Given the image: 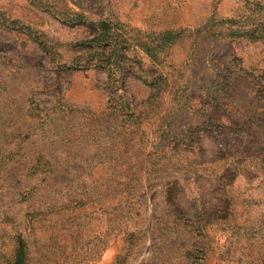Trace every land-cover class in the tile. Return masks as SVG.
<instances>
[{"label": "rangeland", "instance_id": "rangeland-1", "mask_svg": "<svg viewBox=\"0 0 264 264\" xmlns=\"http://www.w3.org/2000/svg\"><path fill=\"white\" fill-rule=\"evenodd\" d=\"M19 234L26 264H264V0H0V264Z\"/></svg>", "mask_w": 264, "mask_h": 264}, {"label": "trees", "instance_id": "trees-1", "mask_svg": "<svg viewBox=\"0 0 264 264\" xmlns=\"http://www.w3.org/2000/svg\"><path fill=\"white\" fill-rule=\"evenodd\" d=\"M102 28L107 29L108 25L102 24ZM57 211L53 207L48 208L46 210L38 211L37 213H31L28 215L31 219L29 221L30 225H33V230L35 228V225H40L42 227L50 228L51 230L56 228V221H57ZM16 253L14 255V260L11 264H26V247L27 243L24 239V237L19 234L16 237Z\"/></svg>", "mask_w": 264, "mask_h": 264}]
</instances>
